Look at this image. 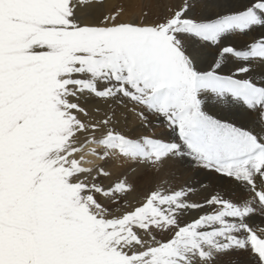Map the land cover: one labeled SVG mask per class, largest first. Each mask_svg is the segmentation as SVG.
Listing matches in <instances>:
<instances>
[{
    "label": "snow or ice",
    "instance_id": "obj_1",
    "mask_svg": "<svg viewBox=\"0 0 264 264\" xmlns=\"http://www.w3.org/2000/svg\"><path fill=\"white\" fill-rule=\"evenodd\" d=\"M102 7L0 0V264H264V0L87 11ZM125 112L175 137L125 132ZM85 145L160 175L190 157L216 184L194 201L160 183L133 205Z\"/></svg>",
    "mask_w": 264,
    "mask_h": 264
},
{
    "label": "bare ground",
    "instance_id": "obj_2",
    "mask_svg": "<svg viewBox=\"0 0 264 264\" xmlns=\"http://www.w3.org/2000/svg\"><path fill=\"white\" fill-rule=\"evenodd\" d=\"M113 2L116 3L115 4L116 8L117 7H126L128 9V11H131L130 15L133 13L138 15L141 12V10H147V8H151L153 10V12L157 16H159V15L164 14L167 11L168 7H170L173 3H175V0H113V1L103 0V7L100 8L101 11H104V12L110 11L111 7H113ZM93 14L96 15L98 13L96 12ZM251 38H252V35H250L249 37H242V39H251ZM91 103L92 102H90L89 104L91 105ZM87 107H88V105H87ZM149 119L152 122L151 125L145 127V126H142L139 124L136 127H133L132 128L133 135H135L137 133H142V134H146V135H154L156 137L164 136L165 138H167L169 135H171L172 137H175V133H172L171 129H169L166 126V124L160 122V120L158 118L151 117ZM238 126H240V125H238ZM93 147H96L98 151H102V148L100 146L85 145L84 146L85 159L87 161H89V163H87L85 166L86 167L103 166L106 171H108L109 169L112 171L113 168L111 166L106 167L108 165L107 163L110 161V159H109V161L105 162L104 160L100 159L98 156L91 155V148H93ZM145 166H147V165H140L139 168L142 167L144 170ZM126 167L128 169H130L131 167H134V171L129 176V178L131 176L134 177L133 183H134L135 188L138 190L140 188V186L138 185L139 181H137L136 177L143 170H140L138 168L137 163L127 164ZM172 167H171L172 169L169 170L170 173L168 172V174H166V175H168L167 176L168 177L167 178L168 183H165V188L170 189V188H178L179 186H182V185H195L196 188L194 190V195L192 197V199L194 201H202L203 200L204 195L207 194V193L203 192L204 187L211 188L212 186H214L216 184L215 179L211 176H208L209 173H207L206 170L197 169L195 167L194 162L191 161L190 157H184L183 160L177 162ZM115 172L116 171L114 170V173ZM115 177H117V174L111 175V179H105L103 181V183L109 184L113 181L112 178H115ZM198 180H203V185H198ZM242 195L247 196L248 193L246 192V190L244 189L243 186H240L239 189H237L236 191H234L232 193V198L237 199ZM262 220H264V216H261L258 214L256 216L255 223L260 224ZM230 257H232V255H222L219 258L221 260L224 259L225 262L229 261V264H231L230 260H229Z\"/></svg>",
    "mask_w": 264,
    "mask_h": 264
},
{
    "label": "rangeland",
    "instance_id": "obj_3",
    "mask_svg": "<svg viewBox=\"0 0 264 264\" xmlns=\"http://www.w3.org/2000/svg\"><path fill=\"white\" fill-rule=\"evenodd\" d=\"M111 1H113V0H111ZM115 4L116 3L113 2V7H111V10L113 8H116ZM87 11L93 14L96 12L97 13L101 12V9L100 8H90ZM130 12L131 11H129V15H130ZM90 102H92L93 104L91 103V105H90L89 104ZM83 103H84V106H86V107L88 105V108H90V109H94L96 107H99L101 109V115L103 114L104 111L107 110V105H105L103 102L95 100L94 98H89L87 100V102L84 101ZM117 111L119 113V109ZM151 117L152 116H150L149 118H151ZM139 124H140L139 120L137 119V117L133 113L125 112L124 118L120 119L118 127L125 132L133 134L132 128L136 127ZM130 163H134V162L126 161V160H124L122 158H118V157L110 158V161L107 163L108 165L106 167L111 166L117 172V173L116 172L114 173L113 169H112V171L110 169L108 170L111 173V175L117 174V177L112 178V180H115L118 177H121L122 175H125V174L129 177L134 171V167H131L130 169H128L126 167V165L130 164ZM140 165H147V166H145L144 170H143L142 167H141L142 169L139 168ZM138 168L140 170H143L136 177L137 181H139L138 185L140 186V188L138 190L136 189V191L131 192V194L128 196V201L130 203H132L133 205L136 203L138 198H142V193L147 191L149 188H152L155 185L160 184V183H163L164 187H165L164 182L167 181V178H168L167 177L168 175H166V174H168V172L170 173L169 170L172 169L173 167L168 169V171L163 175L157 174L155 172V170L151 166H149L148 164H138ZM129 179H130L131 183L134 185V183H133L134 177L131 176ZM229 260H230L231 264H233V262H240V264H247V257L244 255H238V256L232 255V257H230ZM217 264H229V261L225 262L224 259L221 260L220 258H218Z\"/></svg>",
    "mask_w": 264,
    "mask_h": 264
}]
</instances>
